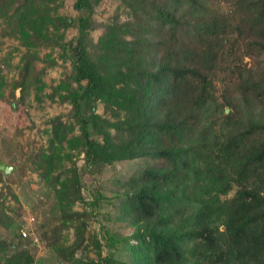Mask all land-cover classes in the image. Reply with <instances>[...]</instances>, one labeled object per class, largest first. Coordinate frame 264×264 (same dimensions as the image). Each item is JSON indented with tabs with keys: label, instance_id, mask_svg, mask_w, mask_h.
Wrapping results in <instances>:
<instances>
[{
	"label": "trees",
	"instance_id": "16d2710c",
	"mask_svg": "<svg viewBox=\"0 0 264 264\" xmlns=\"http://www.w3.org/2000/svg\"><path fill=\"white\" fill-rule=\"evenodd\" d=\"M52 1L0 0V11L18 4L28 47L37 48L48 43L49 25L67 27ZM97 1L75 0L78 34L62 47L73 58L76 88L66 99L83 161L90 167L149 158L164 165L128 179L120 217L132 233L104 239L111 249L128 247L133 261L100 254L90 261L75 257L85 245L89 208L71 206L84 197L39 150V177L54 190L62 217L42 233L45 247L69 264H264V0H121L129 20L104 26L90 53ZM30 64L28 57L25 76ZM98 102L113 122L95 114ZM251 113L256 121L243 128ZM51 129L56 141L68 131L59 117ZM69 172L77 176L75 167ZM14 225L10 217L3 223L6 230ZM63 227L74 230L71 244ZM91 243L100 251L95 237ZM8 248L0 240L2 264L35 263L21 242Z\"/></svg>",
	"mask_w": 264,
	"mask_h": 264
},
{
	"label": "rangeland",
	"instance_id": "374dc122",
	"mask_svg": "<svg viewBox=\"0 0 264 264\" xmlns=\"http://www.w3.org/2000/svg\"><path fill=\"white\" fill-rule=\"evenodd\" d=\"M74 2L53 0L50 3V7L56 5L54 15L66 18L67 27L54 30L49 25L46 32L48 43L37 48L28 47L29 33L23 26L18 4L7 12L0 11V161L13 168L7 175L0 171V204L4 209L3 214L0 213V240L9 244L10 251H13V245L21 242L22 248L33 255L34 264H69L56 258L41 238L42 233H49L62 222L55 192L39 177L36 168L35 155L43 150L45 155L53 157V164L59 167L62 179L72 178L73 187L79 188L84 197V201L74 203L71 210L81 212L89 208L85 245L76 251L75 257L97 261L100 254L101 257L111 256L132 262L133 255L128 247L111 249V243L104 239L116 232L122 236L132 233L128 222L120 217V204L128 193L126 182L140 175L145 168L164 165V161L142 158L111 165H85L78 142V125L70 118L71 106L66 99L76 88L73 58L69 51L62 50L69 43L74 45L78 34L77 19L81 12L73 9ZM220 9L226 11L228 7L221 4ZM91 18L97 27L89 33L90 53L94 52L91 44L96 45L104 26L127 22L129 13L121 0H98ZM28 57L31 64L25 76L24 64ZM248 61L244 58V62ZM215 84V92L219 95L220 85ZM94 112L114 121L100 102L96 103ZM257 115H245L243 128L250 127ZM57 117L68 127L66 136L59 141L53 139L51 129V123ZM93 138L97 144H102L100 134L94 132ZM73 167L77 170L75 177L69 172ZM93 201L94 206L90 205ZM7 217L15 221L9 230L3 227ZM21 231L26 233L25 237ZM61 236L67 245L71 244L75 239L73 228L63 227ZM93 237L101 244L100 251L93 247Z\"/></svg>",
	"mask_w": 264,
	"mask_h": 264
},
{
	"label": "water",
	"instance_id": "95a60500",
	"mask_svg": "<svg viewBox=\"0 0 264 264\" xmlns=\"http://www.w3.org/2000/svg\"><path fill=\"white\" fill-rule=\"evenodd\" d=\"M12 169V166L0 161V171L3 172L5 175L11 173Z\"/></svg>",
	"mask_w": 264,
	"mask_h": 264
},
{
	"label": "built area",
	"instance_id": "2783aa9c",
	"mask_svg": "<svg viewBox=\"0 0 264 264\" xmlns=\"http://www.w3.org/2000/svg\"><path fill=\"white\" fill-rule=\"evenodd\" d=\"M21 235H22L23 237H25V236H26V233H25L24 231H21Z\"/></svg>",
	"mask_w": 264,
	"mask_h": 264
}]
</instances>
